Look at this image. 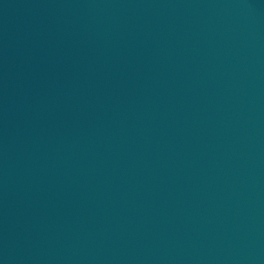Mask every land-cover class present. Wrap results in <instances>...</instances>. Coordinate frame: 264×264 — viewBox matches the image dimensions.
I'll use <instances>...</instances> for the list:
<instances>
[{"label": "water", "instance_id": "1", "mask_svg": "<svg viewBox=\"0 0 264 264\" xmlns=\"http://www.w3.org/2000/svg\"><path fill=\"white\" fill-rule=\"evenodd\" d=\"M0 264H264V0H0Z\"/></svg>", "mask_w": 264, "mask_h": 264}]
</instances>
